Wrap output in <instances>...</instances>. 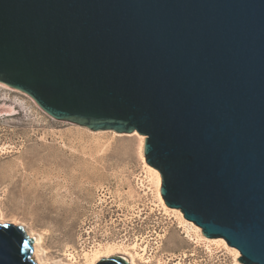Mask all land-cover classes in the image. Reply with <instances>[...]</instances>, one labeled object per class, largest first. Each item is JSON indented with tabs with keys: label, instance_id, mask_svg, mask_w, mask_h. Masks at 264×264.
Returning a JSON list of instances; mask_svg holds the SVG:
<instances>
[{
	"label": "water",
	"instance_id": "water-1",
	"mask_svg": "<svg viewBox=\"0 0 264 264\" xmlns=\"http://www.w3.org/2000/svg\"><path fill=\"white\" fill-rule=\"evenodd\" d=\"M0 84L56 120L145 136L166 206L264 264V0H0ZM32 253L0 223V264Z\"/></svg>",
	"mask_w": 264,
	"mask_h": 264
},
{
	"label": "rangeland",
	"instance_id": "rangeland-1",
	"mask_svg": "<svg viewBox=\"0 0 264 264\" xmlns=\"http://www.w3.org/2000/svg\"><path fill=\"white\" fill-rule=\"evenodd\" d=\"M10 89L0 86V212L29 236H42L43 257L65 261L71 251L84 264V253L98 245L138 243L154 262L243 264L223 247L208 254L184 238L176 216L164 214L143 160L145 136L56 120Z\"/></svg>",
	"mask_w": 264,
	"mask_h": 264
},
{
	"label": "bare ground",
	"instance_id": "bare-ground-1",
	"mask_svg": "<svg viewBox=\"0 0 264 264\" xmlns=\"http://www.w3.org/2000/svg\"><path fill=\"white\" fill-rule=\"evenodd\" d=\"M0 86L8 90H12L4 85L0 84ZM94 133H100V132H94ZM114 134L121 136L119 133H114ZM132 135H136V134H132ZM141 139L143 143L145 141V138L141 137ZM143 149H144V143L141 145L142 152H143ZM143 160H145L144 157H143ZM144 164L146 168L148 169V171L156 179L157 198H158L159 204L162 206L164 210V214L170 215L172 213L174 216L178 218V220L180 221L179 224H181L180 227H182L186 233V236L184 238H186L188 241H191L196 246H199L203 243L202 245L205 246L206 252L210 255L217 253L216 249L223 247V248H226L228 251L229 250L234 251V255L236 256V258L240 257L238 250L229 248L225 240L221 238L219 239L206 238L201 232L202 229L197 227L193 223L185 220L182 213L179 210L168 208L161 196V176L159 175L158 171L155 168L147 165L146 163ZM8 222L14 223V225L18 224L15 218L14 220L9 221V219L5 217L3 212H0V223L6 224ZM192 232L194 233V235L192 234ZM155 233L157 234L156 236L159 237L160 240L165 238V234H159L157 232ZM28 235H30V233H28ZM32 237H33V242H34L32 258L34 259L35 262H37V264H76L77 263V258L74 255V253H72L71 251H68L67 253H65V257H66L65 261L62 259H46L45 257L42 256L41 250L39 249V247H41L40 243L42 242V236L39 234L37 236H32ZM126 247L121 246L119 244H115V243H110L106 245H98V247L95 248L94 250L86 251L82 259L84 261V264H95L99 260L110 259L112 258V256L116 258L118 257L123 258L127 262V264H166L161 259H158L154 262L150 254L147 252L146 246L142 247V246H139L138 243H135L130 247V249ZM182 256L184 258H186L187 256L194 257L195 254L191 253L190 255H187L186 252H184Z\"/></svg>",
	"mask_w": 264,
	"mask_h": 264
}]
</instances>
